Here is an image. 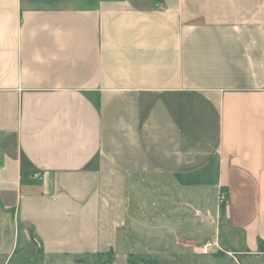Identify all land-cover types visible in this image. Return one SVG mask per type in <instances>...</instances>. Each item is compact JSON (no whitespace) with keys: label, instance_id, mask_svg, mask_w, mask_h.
I'll use <instances>...</instances> for the list:
<instances>
[{"label":"crops","instance_id":"crops-1","mask_svg":"<svg viewBox=\"0 0 264 264\" xmlns=\"http://www.w3.org/2000/svg\"><path fill=\"white\" fill-rule=\"evenodd\" d=\"M0 216V264H264V0H0Z\"/></svg>","mask_w":264,"mask_h":264},{"label":"rangeland","instance_id":"rangeland-1","mask_svg":"<svg viewBox=\"0 0 264 264\" xmlns=\"http://www.w3.org/2000/svg\"><path fill=\"white\" fill-rule=\"evenodd\" d=\"M137 213V212H135ZM141 215L146 216V219L150 220L154 215L148 214V213H143ZM138 214V218L141 216ZM128 235L130 237H134V232L133 230L127 231ZM17 241V237L15 234L13 222L11 219V216L9 218L0 216V246L4 247L5 242H8L10 244H15ZM17 244V252L13 255L11 259H8L5 264H27L24 259L29 260V248L32 246L31 243H24L22 240L19 238ZM23 246V247H22ZM26 250V251H25ZM25 251V252H24ZM22 252V253H21ZM146 259H141V260H135V264H153V260L149 255H140ZM223 260H228L223 258ZM103 260L97 257H86L82 260L81 264H103ZM234 264V263H233Z\"/></svg>","mask_w":264,"mask_h":264},{"label":"built area","instance_id":"built-area-1","mask_svg":"<svg viewBox=\"0 0 264 264\" xmlns=\"http://www.w3.org/2000/svg\"><path fill=\"white\" fill-rule=\"evenodd\" d=\"M227 199V194L224 190L219 188L218 190V197L217 203L219 206H222ZM212 248L216 250H220L219 244L216 240L206 239L200 246V253L202 254H209L212 251Z\"/></svg>","mask_w":264,"mask_h":264},{"label":"trees","instance_id":"trees-1","mask_svg":"<svg viewBox=\"0 0 264 264\" xmlns=\"http://www.w3.org/2000/svg\"><path fill=\"white\" fill-rule=\"evenodd\" d=\"M224 191L226 192V190H224ZM222 206H223V205H222ZM112 258H113V253L110 252V253L108 254L106 260L104 261V263H105V264H106V263H110L111 260H112Z\"/></svg>","mask_w":264,"mask_h":264}]
</instances>
